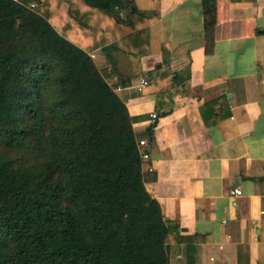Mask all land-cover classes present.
Returning a JSON list of instances; mask_svg holds the SVG:
<instances>
[{
	"label": "trees",
	"instance_id": "1",
	"mask_svg": "<svg viewBox=\"0 0 264 264\" xmlns=\"http://www.w3.org/2000/svg\"><path fill=\"white\" fill-rule=\"evenodd\" d=\"M20 1L35 7L0 0V264H168L173 244L191 254L198 237L146 189L113 89L133 75L109 83L120 43L146 52L129 48L149 15L133 0ZM98 47L105 70L89 53Z\"/></svg>",
	"mask_w": 264,
	"mask_h": 264
},
{
	"label": "crops",
	"instance_id": "2",
	"mask_svg": "<svg viewBox=\"0 0 264 264\" xmlns=\"http://www.w3.org/2000/svg\"><path fill=\"white\" fill-rule=\"evenodd\" d=\"M133 1L151 22L129 49L146 52L129 56L120 43L121 74L108 73L109 83L133 75L113 89L147 141L146 189L165 218L198 237L189 255L171 245L168 264H264V0ZM89 53L109 67L101 47Z\"/></svg>",
	"mask_w": 264,
	"mask_h": 264
},
{
	"label": "built area",
	"instance_id": "3",
	"mask_svg": "<svg viewBox=\"0 0 264 264\" xmlns=\"http://www.w3.org/2000/svg\"><path fill=\"white\" fill-rule=\"evenodd\" d=\"M14 1H17V2L21 3L22 5L26 6V7L29 8V9H32V8L35 7V3L32 2V1H29V2H27L26 4L23 3V2L20 1V0H14ZM90 56H91L92 58H94V54H93V53H91ZM148 83H149V76H148L147 73H144L142 76L139 77L138 82H137V85L135 86V89H136L138 92H141V91H142V90L148 85ZM157 118H158L157 113H155V112H151V113L149 114V119H148L149 125H150V126H153V125L156 123ZM146 143H147L146 139H139V140H138V145H139V146H143V145H145ZM141 154H142V157H143V158H147V157H148V153H146V152H142ZM230 194H231V196L234 197V198H235V196L241 194V189H240V187H239V186H235V187L231 190V193H230Z\"/></svg>",
	"mask_w": 264,
	"mask_h": 264
},
{
	"label": "water",
	"instance_id": "4",
	"mask_svg": "<svg viewBox=\"0 0 264 264\" xmlns=\"http://www.w3.org/2000/svg\"><path fill=\"white\" fill-rule=\"evenodd\" d=\"M21 18H22V22H24V19H23V16L21 15Z\"/></svg>",
	"mask_w": 264,
	"mask_h": 264
}]
</instances>
